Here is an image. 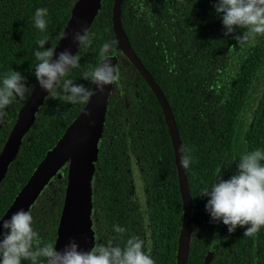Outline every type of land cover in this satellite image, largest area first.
I'll return each mask as SVG.
<instances>
[{"label": "trees", "instance_id": "1", "mask_svg": "<svg viewBox=\"0 0 264 264\" xmlns=\"http://www.w3.org/2000/svg\"><path fill=\"white\" fill-rule=\"evenodd\" d=\"M76 2L0 0V82L6 73L14 70L27 79L29 87H34L37 82L34 74L37 64L34 53L39 50L37 41L47 37L49 43L45 45L46 49L51 47V43L57 44ZM113 2L101 0L100 9L90 27L93 42L90 47L77 52L82 67L65 77L92 88L89 82L82 80L81 72L95 67L100 59L101 46L112 42V60H116L120 69L119 83L123 94L121 88L114 86L108 100L96 163V174L103 179L101 184L104 183L107 192L103 193L105 202L101 205H97L96 195L93 199L99 209L105 211L104 207L110 208L109 184L114 163L117 161L118 167H124L127 161L131 163L132 153L140 166L148 171L151 216L156 218V226L163 229L166 235L167 216L170 211L172 213L169 223L173 236L170 239L174 242V230L178 231L182 226L183 209L167 127L153 93L125 55L115 50ZM215 2L123 0L121 7V23L128 42L164 91L181 135L182 148L187 149L192 157L193 163L185 172L189 195L195 197L193 201L196 203H199L201 189L209 186L211 181L216 182L218 175L223 174L219 173V159L227 154L228 147H241L240 140L246 125L239 115L240 109L246 102L245 96L250 94V84L258 80L257 74L261 71L264 87V37H257L255 43L243 46L231 36L225 37L222 20L213 7ZM38 8L48 9V24L43 32L34 24ZM62 95L59 93L56 99L49 98L44 102L2 181L0 219L46 153L55 146L85 106L66 103L61 99ZM211 97L217 99L212 100ZM25 102L16 99L5 109L7 115L0 122V152ZM195 110L197 119L193 118ZM258 111L262 114V123L253 128L259 129L263 139L264 101ZM143 130L146 131L144 135ZM250 131H253L252 128H249ZM168 160L171 163L166 166ZM67 168L68 164L58 172L31 209L33 228L39 233L42 244L55 245L67 184ZM169 185L170 193L166 191ZM206 203L207 197H204L199 208L203 209ZM174 211H177L175 215ZM98 215L97 209L99 223ZM109 217L107 210L101 228L109 229ZM205 223L202 234H206L212 225L211 219ZM234 240L243 242L238 234ZM204 253L205 249L191 242L187 264H203ZM237 258L236 255L235 264H238ZM229 263L230 258L221 248L214 264Z\"/></svg>", "mask_w": 264, "mask_h": 264}, {"label": "clouds", "instance_id": "2", "mask_svg": "<svg viewBox=\"0 0 264 264\" xmlns=\"http://www.w3.org/2000/svg\"><path fill=\"white\" fill-rule=\"evenodd\" d=\"M222 20L225 37L231 36L240 46L255 43L257 37H264V0H216L213 5ZM47 8H38L34 15V24L40 31H45L48 20ZM79 30H74L73 43L81 48L90 47L93 35L85 22H78ZM61 40L68 38L67 32H61ZM39 50L34 56L37 61L35 78L49 95L45 99H61L70 104H89L92 97L104 94L106 86L121 88L118 65H113L112 42L104 43L99 51V62L95 67L81 72V78L96 87L94 91L85 84L75 83L65 78L70 72L82 67L79 54L70 49L57 52L58 46L49 43L47 37L37 41ZM33 93L27 79L17 71L6 73L0 82V122L7 113L5 109L16 99L27 100ZM88 117L91 112H85ZM182 167L186 170L193 163L185 148L180 149ZM200 197H207L206 211L213 223L222 222L229 233L238 228L244 229V236L252 237L264 228V150L256 149L243 154L238 162L236 174L229 179L218 175L209 188L200 191ZM115 232L123 234L126 230L119 225ZM145 241L138 236H131L124 246L107 245L95 241L90 250H82L79 244L70 240L62 250L53 243L42 244L40 235L33 228L31 211L19 209L10 218L0 221V264H155L146 252Z\"/></svg>", "mask_w": 264, "mask_h": 264}, {"label": "water", "instance_id": "3", "mask_svg": "<svg viewBox=\"0 0 264 264\" xmlns=\"http://www.w3.org/2000/svg\"><path fill=\"white\" fill-rule=\"evenodd\" d=\"M122 3L123 0H114L112 6V26L117 43L115 50L121 51L149 83L165 115L174 148L183 209L178 264H186L193 231V218L187 176L180 163L182 154L180 152L179 134L167 99L128 42L121 23ZM100 6L101 0H77L63 30V32L68 33V38L59 39L56 44L58 53L70 49L74 55L77 54L79 46L74 44L72 39L74 30H79L78 22H85L90 30ZM112 63L116 65L113 60ZM92 88L94 91L96 90L94 85H92ZM113 88L114 86L111 85L106 86L104 94L92 97L89 104L83 107L55 146L46 153L0 221L10 218L12 213L19 209L28 211L50 180L68 164L67 184L55 245L58 246V250H62L70 240L74 239L82 250L87 251L94 246L91 220V180L97 163L108 100ZM48 95L36 82L32 95L18 111L17 119L0 152V185L5 179L11 164L16 159ZM85 112H91L92 116H86Z\"/></svg>", "mask_w": 264, "mask_h": 264}, {"label": "flooded vegetation", "instance_id": "4", "mask_svg": "<svg viewBox=\"0 0 264 264\" xmlns=\"http://www.w3.org/2000/svg\"><path fill=\"white\" fill-rule=\"evenodd\" d=\"M145 69L151 75L150 71L146 67ZM261 74L262 71L257 74L259 76L258 80L257 81L253 80V82L250 84L249 86L250 94L248 96H245L246 102L243 105V107L240 109L239 115L241 117V120L246 125V128L243 131V137H241L240 140L241 147L239 149H237V147L236 148L228 147L227 154L223 155L219 159V165H218L220 169L219 173L221 172L223 173L222 175L224 179H229L232 175L236 174L238 169L239 159L243 154L254 151L256 149L264 150V137L263 139L261 138V134L258 128H253L255 125L260 126L262 123L261 122L262 114L258 113L259 112L258 110L261 108L262 102L264 101V96H263L264 87L261 79ZM142 79L145 82L146 86L149 88V90L153 93L149 83L145 80V78L142 77ZM153 80L158 85V83L154 78ZM159 88L161 89V87ZM161 91L163 92L165 98L167 99L164 91L162 89ZM153 95L155 96L154 93ZM210 99L216 100L217 98L211 97ZM167 102L169 104L173 119L175 121L177 132L179 134L180 145L182 148L181 135L168 99ZM157 103L161 110V114L163 116L165 125L167 127V133L169 136V140L173 152L174 165L176 168L178 189L181 196L179 178H178V169L175 163V154H174L172 138L169 132V128L167 126L165 115L158 100ZM210 114L212 115V113ZM193 118L197 119L196 110L194 112ZM249 128H252L253 131L249 132ZM145 133L146 131L143 130V135ZM103 134H104V130H103ZM103 134L100 139V142L103 138ZM130 162L131 163L127 161L124 164L125 166L122 168L118 167L117 161L114 163L113 174L110 176V184H109L111 191L109 202H111V206L109 209L108 207H104L105 211H103V208L99 209V206L97 207V205H101V202L102 203L105 202L102 196H104L103 193L107 191L105 190L106 187L104 186V183L101 184L103 179L96 174L97 167L95 165V171L91 180V186H92L91 220H92L94 243L95 241H99L107 245L109 242H111L114 245L118 244L121 247H123L124 243L128 238H130L131 236H138L145 241L144 250L146 252L150 250V255L154 259L155 264H178V260H179L178 255L180 252V233L182 226L179 225L180 228L178 231H176V229L174 230V234H176L174 238V242L173 240L170 239V236H173L172 226L171 223H169L170 218L172 217L171 211L167 216L168 217L167 235L163 231V229H160L159 226H156L155 224L156 218H154V216H151L150 206H149L150 188L147 180L148 171L147 169H144V167L140 166L136 156H134L132 153L130 154ZM170 163L171 162L168 160L166 166H169ZM96 176L98 178H96ZM51 181L52 179L50 180V182L47 184L46 187H48ZM211 182L208 186L209 188L212 186L213 183H215L214 181L213 183ZM43 191L41 192V194L43 193ZM166 191L167 192L169 191L168 193H170V185ZM40 195L38 196V198L40 197ZM94 195H96L95 201L97 205H95V201L93 199ZM190 197L192 202V215L194 222L193 231L191 234V242H193L197 247L202 248L203 250L205 249L204 256L202 257L203 264H214L216 255L220 254L221 248L224 251H226L227 257L230 258L229 264H235L234 257L236 255L238 257L237 258L238 264H264V232H263L264 228H262L254 236L246 237L244 236L243 228H238L236 232L229 233L228 227L224 225L222 222L213 223L211 221L212 224L210 225L211 228L208 229L206 234H202V232L204 233V228L206 227L205 221H210L211 217L206 211L205 206L203 209L199 208V203H202L204 197L198 198L199 203L193 201L195 199L193 195ZM37 200L34 202V204L30 207L28 211H31L32 207L35 205ZM97 209L99 211V215H98L99 223H98V218L96 217ZM107 210H109V215H110L109 229L104 227L101 228L103 224L102 222L106 218ZM176 213L177 211L173 212L174 215ZM117 225L124 228L126 231L123 234L115 232L114 229L115 226ZM236 234H238V236L242 239L243 242L239 243L234 240ZM233 253H236V255ZM207 261L208 263H206Z\"/></svg>", "mask_w": 264, "mask_h": 264}]
</instances>
